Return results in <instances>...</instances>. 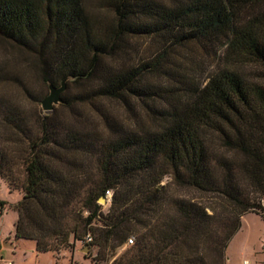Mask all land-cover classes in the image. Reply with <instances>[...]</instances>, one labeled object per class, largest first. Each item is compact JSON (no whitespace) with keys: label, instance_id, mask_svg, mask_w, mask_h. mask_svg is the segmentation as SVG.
Here are the masks:
<instances>
[{"label":"trees","instance_id":"16d2710c","mask_svg":"<svg viewBox=\"0 0 264 264\" xmlns=\"http://www.w3.org/2000/svg\"><path fill=\"white\" fill-rule=\"evenodd\" d=\"M94 1L0 0V80L23 59L43 84L90 83L77 101L100 119H31L0 97V180L22 194L13 238L49 253L80 242L93 264H225L241 218H264V0H97L102 15ZM187 47L214 52L200 82L174 59Z\"/></svg>","mask_w":264,"mask_h":264},{"label":"rangeland","instance_id":"374dc122","mask_svg":"<svg viewBox=\"0 0 264 264\" xmlns=\"http://www.w3.org/2000/svg\"><path fill=\"white\" fill-rule=\"evenodd\" d=\"M99 6V2L95 0L94 7L97 8V11L101 15L105 14V9ZM134 47L139 51L136 57H146L154 50V46L144 38L132 41V48ZM131 54H134V50L131 51ZM174 59L181 65L182 70H186L194 77L196 82L204 79L215 64L214 52L205 53L197 48L190 47L175 52ZM2 61L4 60L0 55V62ZM12 66V71L17 73L18 79H12L11 76L8 79L0 80V97L16 104L19 111L31 119L35 114H44L39 101L48 93L47 83L43 84L37 70L31 63H25L23 59L13 62ZM152 80L155 82L154 77H152ZM55 83L59 85V81ZM83 86L89 87L92 84L87 83ZM83 86L69 85L63 93V97L69 102H76L77 97L83 90ZM83 102L77 101L70 109L61 108L59 105L53 109L56 110L59 119L67 120L68 122H75V119L77 121L87 120L90 124L100 127V119L97 116L96 110L89 103ZM99 106L103 110L108 111L116 120L123 121V123L132 120L129 118H133L116 101L109 99L96 101L95 107ZM143 110L140 107L135 109L136 118L150 123ZM167 181L168 178L163 179V182ZM21 197V192L9 190L7 184L3 180H0V202L3 203L2 215L0 216V260L12 261L14 264H93L92 260L95 257L96 249L89 248L80 242L75 243L74 249L49 253L36 251L34 242L30 240H15L12 236V229L17 214L13 206L21 200ZM103 199L104 201H98V203L105 212L108 209L109 203L106 201V198ZM133 237V234H131L130 238L132 239ZM263 246L264 218L262 219L255 213H247L241 218L240 229L232 237L227 246L225 264H241L243 259L248 260L249 264H264ZM123 248L116 250V256L121 253ZM98 264L109 263L98 261Z\"/></svg>","mask_w":264,"mask_h":264},{"label":"water","instance_id":"95a60500","mask_svg":"<svg viewBox=\"0 0 264 264\" xmlns=\"http://www.w3.org/2000/svg\"><path fill=\"white\" fill-rule=\"evenodd\" d=\"M71 79L70 76H67L60 80L59 85H55L51 82L47 83L48 93L39 103L43 112H51L55 106H58L63 102L62 95L66 90V83ZM98 201H104V199L101 197Z\"/></svg>","mask_w":264,"mask_h":264},{"label":"built area","instance_id":"2783aa9c","mask_svg":"<svg viewBox=\"0 0 264 264\" xmlns=\"http://www.w3.org/2000/svg\"><path fill=\"white\" fill-rule=\"evenodd\" d=\"M105 198H106V201L109 203L110 199H111V191H106V197ZM90 241H91V238L89 236H87L85 238V242H90ZM131 244H132V239L131 238L127 239V241L125 243V246H129ZM263 250H264V246H263ZM0 264H13V262L12 261H2V260H0ZM241 264H249V261L246 260V259H243L241 261Z\"/></svg>","mask_w":264,"mask_h":264},{"label":"crops","instance_id":"0c3cea01","mask_svg":"<svg viewBox=\"0 0 264 264\" xmlns=\"http://www.w3.org/2000/svg\"><path fill=\"white\" fill-rule=\"evenodd\" d=\"M262 206L264 207V199L262 200ZM12 236H13V233H14V228L12 229ZM14 264V263H13Z\"/></svg>","mask_w":264,"mask_h":264}]
</instances>
